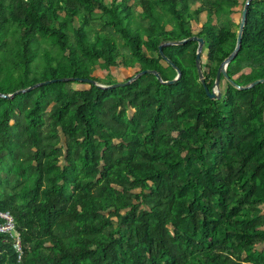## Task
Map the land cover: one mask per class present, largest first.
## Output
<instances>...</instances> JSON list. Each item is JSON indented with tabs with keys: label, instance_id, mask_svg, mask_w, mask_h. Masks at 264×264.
Returning a JSON list of instances; mask_svg holds the SVG:
<instances>
[{
	"label": "trees",
	"instance_id": "16d2710c",
	"mask_svg": "<svg viewBox=\"0 0 264 264\" xmlns=\"http://www.w3.org/2000/svg\"><path fill=\"white\" fill-rule=\"evenodd\" d=\"M161 1L167 10L156 0H0V171L18 184L6 191L0 176V210L23 247L20 262L0 234V264H264V82L246 86L264 78V0L249 2L215 98L199 80L198 41H173L204 39L211 90L237 30L190 23L231 0ZM95 17L124 49L89 31ZM90 66L161 79L144 72L107 87L116 81ZM78 77L97 83L74 88Z\"/></svg>",
	"mask_w": 264,
	"mask_h": 264
},
{
	"label": "rangeland",
	"instance_id": "374dc122",
	"mask_svg": "<svg viewBox=\"0 0 264 264\" xmlns=\"http://www.w3.org/2000/svg\"><path fill=\"white\" fill-rule=\"evenodd\" d=\"M132 1V0H131ZM207 0H196V3L191 5V8L194 9L196 6H199V3L205 2ZM211 1V0H210ZM245 0H231V9L228 10H219V12L212 9L211 15H208L206 11L201 13V20H191L190 27L193 32H196L199 27L204 23H215V24H227L230 28L237 30L239 29V23L241 20V13L242 8L244 6ZM157 7L160 10H167L168 7L166 5H163L161 0H156ZM134 15L140 16L141 14V5L135 4L134 6ZM90 32H97L99 35H107V36H114L118 42L119 47H121L123 43L122 34L119 30H116L114 27L105 28L103 25V22L100 18L95 17L92 23L91 28L89 29ZM10 42H12V38L10 39ZM229 48L233 44V39H229ZM43 44L46 46H50V43L47 40L43 41ZM236 45V42L234 44V47ZM233 47V49H234ZM121 49H124L121 47ZM200 62L202 66V70L207 68V57H206V49L202 51V54L200 56ZM164 63V62H163ZM40 67V58L36 59L34 63V69H37ZM91 74L93 76H97L98 78L106 81V80H115V81H122L128 78L129 76L133 75L137 67H124V66H110L108 68H93L90 66ZM245 73L249 74L251 72L250 68H244L243 70ZM48 79V78H47ZM45 80V79H42ZM41 81V80H39ZM38 82V81H37ZM227 85V78L221 77L218 85V90L223 91ZM71 86L74 88H84L89 86L88 82H80V80L74 81L71 83ZM60 163L64 162L63 157L61 156L59 159ZM1 179L4 181L6 179V174L3 170L0 171ZM3 186L6 191H13L18 189V184L16 182V178L12 176L9 180L6 179V182L3 183ZM46 244H50V241L47 240Z\"/></svg>",
	"mask_w": 264,
	"mask_h": 264
},
{
	"label": "water",
	"instance_id": "95a60500",
	"mask_svg": "<svg viewBox=\"0 0 264 264\" xmlns=\"http://www.w3.org/2000/svg\"><path fill=\"white\" fill-rule=\"evenodd\" d=\"M250 1L251 0H245V2H244V6L242 8V13H241V20H240V23H239V29H238L237 37H236V45H235L233 51L230 52L229 55L227 57H225L223 59V61L220 63V65H219V67L217 69V72H216V79H215L214 87L211 90L206 85L205 78H204V75H203L202 66H201V62H200V56H201V52H202V48H203V44H204V39L202 37H200V36H197V35L193 34V35H190L188 37L173 41L174 43H182V42H185L186 40H191V39H196L198 41L196 54H195V63H196V67H197V72H198L199 80L204 86L205 92L211 98L220 97V95H221V92L218 90L219 76H220L221 72H223V74L225 76H227V74H226L227 64L233 58V56L235 55V53L237 52V50L239 48L240 40H241V34H242V29H243V26H244L246 13H247V9H248V5H249ZM166 43H169V42H163V43L159 44V50H160L161 53H162V51H161L162 45L166 44ZM176 71H177V76H178L180 74L179 68L176 67ZM144 72H153L159 79H161L159 71H157L155 69L146 68V69L139 70L138 72H136L135 74H133L132 76L127 78L126 80L116 81V82H114L112 84H101V85H104V86H107V87L115 86V85H124V84H127L130 81H132L140 73H144ZM177 76L172 78V79L164 80V82L165 83L172 82V81H174L177 78ZM64 78L65 77H60L58 79L62 80ZM77 79L84 80L86 82L97 83V81L93 77H78ZM54 80H56V78H49V79L41 80V81H38V82H36V83H34V84L30 85V86H27L25 88L17 89L14 92H12L10 94H7V95L11 96V95H13L16 92L24 91L26 89H30V88L35 87L37 85L45 84V83H48V82H51V81H54ZM259 81L264 82V78L253 80L250 83H248L246 86H251V85H253V84H255V83L259 82ZM263 123H264V112H263Z\"/></svg>",
	"mask_w": 264,
	"mask_h": 264
},
{
	"label": "built area",
	"instance_id": "2783aa9c",
	"mask_svg": "<svg viewBox=\"0 0 264 264\" xmlns=\"http://www.w3.org/2000/svg\"><path fill=\"white\" fill-rule=\"evenodd\" d=\"M0 234L12 240L17 260L21 262L23 256L21 238L19 231L16 229L13 214L9 210H0Z\"/></svg>",
	"mask_w": 264,
	"mask_h": 264
}]
</instances>
